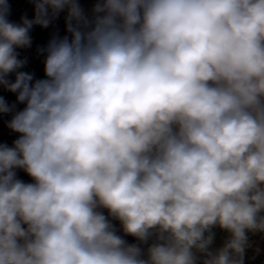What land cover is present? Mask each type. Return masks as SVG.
I'll use <instances>...</instances> for the list:
<instances>
[{"label":"clouds","instance_id":"obj_1","mask_svg":"<svg viewBox=\"0 0 264 264\" xmlns=\"http://www.w3.org/2000/svg\"><path fill=\"white\" fill-rule=\"evenodd\" d=\"M32 3L14 23L0 0V87L25 105L0 96L19 134L0 143V264H244L264 233V0ZM61 12L34 79L17 49Z\"/></svg>","mask_w":264,"mask_h":264},{"label":"built area","instance_id":"obj_2","mask_svg":"<svg viewBox=\"0 0 264 264\" xmlns=\"http://www.w3.org/2000/svg\"><path fill=\"white\" fill-rule=\"evenodd\" d=\"M9 5V20L11 22L20 23L23 17L28 19L34 17V4L32 3V0H9ZM30 37L32 40L30 47L17 49L18 53H25L24 60L27 61L26 65L20 70L33 74L34 79L43 78V61L45 57L39 49L45 48L48 42L53 38V28L51 25L47 28L41 27L40 25H34L30 30ZM8 78L14 80L15 74H10ZM255 238V234L249 233L250 247H248L247 250L253 248ZM261 264H264V262Z\"/></svg>","mask_w":264,"mask_h":264},{"label":"trees","instance_id":"obj_3","mask_svg":"<svg viewBox=\"0 0 264 264\" xmlns=\"http://www.w3.org/2000/svg\"><path fill=\"white\" fill-rule=\"evenodd\" d=\"M53 21L56 24L55 27H57L61 31L65 32L66 29H65V24H64L63 18L58 16ZM0 96H3L9 105H15L14 111L22 110L25 106L24 104L18 103L16 101V95L14 93H11V92H9L6 89L1 88V87H0ZM12 115H13V113L0 114V125H2L7 120L12 118ZM17 178H19L25 182H32L31 178L25 172L17 173ZM104 211H105V214L107 215L106 210H104ZM115 227L118 230V234L123 236L124 234L122 232L121 227L116 226V225H115ZM124 238L130 244L136 243L135 238L132 236H124ZM262 262H264V253L257 251L255 248H252L246 252L245 258H244V264H261Z\"/></svg>","mask_w":264,"mask_h":264},{"label":"rangeland","instance_id":"obj_4","mask_svg":"<svg viewBox=\"0 0 264 264\" xmlns=\"http://www.w3.org/2000/svg\"><path fill=\"white\" fill-rule=\"evenodd\" d=\"M80 6L82 7V9L85 11L86 14L91 13V9L95 3V0H79ZM59 17L63 18L64 20V24H65V16H66V12H61L59 15ZM51 27L53 28V36H58V37H63L65 35H69L66 30L61 31L59 28L55 27L56 24L54 23V21H52L50 23ZM65 29H66V24H65ZM113 224L116 226H120L118 221H113ZM255 235H257L258 233H254ZM227 233L219 228L215 229V241L214 244L212 245L213 248H218L222 245L223 241L225 240V238L227 237ZM255 244V248L258 249L259 251L264 253V233H260V235H258V238L256 239ZM248 251V250H247ZM246 251V252H247Z\"/></svg>","mask_w":264,"mask_h":264},{"label":"crops","instance_id":"obj_5","mask_svg":"<svg viewBox=\"0 0 264 264\" xmlns=\"http://www.w3.org/2000/svg\"><path fill=\"white\" fill-rule=\"evenodd\" d=\"M9 120H7L5 123L0 125V143H5L9 146H12L13 141L18 138L19 134L14 133L13 131H11L7 127ZM22 172H23L22 170H17V173H22ZM256 233H258V234L256 235L255 242H256V239L258 238V235H260L261 232H256ZM253 248H255V244H254ZM256 250L259 251L258 249H256ZM259 252H261V251H259ZM261 253H263V252H261Z\"/></svg>","mask_w":264,"mask_h":264},{"label":"water","instance_id":"obj_6","mask_svg":"<svg viewBox=\"0 0 264 264\" xmlns=\"http://www.w3.org/2000/svg\"><path fill=\"white\" fill-rule=\"evenodd\" d=\"M18 58L24 59L25 58V53H18ZM213 231L215 232V229Z\"/></svg>","mask_w":264,"mask_h":264}]
</instances>
